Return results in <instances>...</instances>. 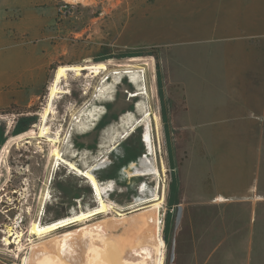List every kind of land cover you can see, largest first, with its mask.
I'll list each match as a JSON object with an SVG mask.
<instances>
[{"label": "rangeland", "instance_id": "1", "mask_svg": "<svg viewBox=\"0 0 264 264\" xmlns=\"http://www.w3.org/2000/svg\"><path fill=\"white\" fill-rule=\"evenodd\" d=\"M11 1H18L19 7L15 11L11 3L9 26L13 27L15 15L24 19L18 24L23 33L18 41L21 50L31 52L36 64H42L43 80L29 108L0 109V230H22L23 247H28L31 242L45 239L28 235L31 222L40 219L48 223L68 217L72 211L95 207L84 179L65 167H52L48 161L52 146L46 138L36 137L39 130L30 127L26 136L17 135L5 142L2 134L9 126V116L17 120L22 114L40 115L41 119L58 66L105 63L107 70L97 76L85 77V72L84 76L76 77L70 73L65 83L69 92L53 103L56 113L48 117L46 125L50 137L60 130L61 140L55 146L64 158L81 170L93 168L100 161L92 173L103 188L104 199L115 203L124 214L139 212L136 210L140 206L147 205H140L141 201L154 193L164 194L159 209L165 243L163 264H212L209 260L212 244L225 235L226 225L239 229L238 236L234 234L239 239H246L248 229L253 246L247 258L251 264H263L257 259L264 254V202L256 194L264 193V163L255 173L251 200L232 204L208 199L212 194L210 180L199 177L203 164L201 144L185 130L186 115H179L183 111V93L166 77L162 48L142 44L126 32L129 13L139 0H89L87 4H68L64 0ZM205 1H196L195 8L191 5L185 8L188 3L185 2L178 10H169L164 23L171 26L176 23L179 28L194 25L205 13L202 10ZM8 44L10 51L13 41ZM125 70L132 72L124 74ZM138 70H144V81L140 73L134 72ZM145 85L147 97L139 94ZM147 111L158 117V131L148 119L134 132L125 134ZM40 124L41 121L38 128ZM18 130L15 123L14 131ZM115 165L119 167L117 171ZM53 184L57 186L56 192L49 191ZM46 191L50 198L44 201ZM104 217L96 216L84 224ZM81 225L73 224L54 235ZM186 225L190 229L188 234ZM111 238L112 234L107 233L101 240L90 243L56 241L54 245L58 243L62 259L83 264L81 250ZM149 250L152 257L149 264H155L156 247L151 245ZM15 254L16 251L7 254L0 244V264H22L23 253L18 259Z\"/></svg>", "mask_w": 264, "mask_h": 264}, {"label": "crops", "instance_id": "2", "mask_svg": "<svg viewBox=\"0 0 264 264\" xmlns=\"http://www.w3.org/2000/svg\"><path fill=\"white\" fill-rule=\"evenodd\" d=\"M188 1L139 0L129 13L126 32L142 44L162 48L166 77L183 93L179 115H186L185 130L201 144L199 177L210 180L208 199L232 204L251 200L255 173L264 163V0H206L205 13L194 25L179 28L176 23H164L169 10H178ZM196 1L190 0L185 8H195ZM11 3L16 11L18 1L0 0V109L29 108L43 80L42 64H36L34 54L21 50L18 41L23 34L18 24L24 19L15 15L13 27L9 26ZM197 7L200 9V2ZM10 40L14 47L7 51ZM256 196L264 202L263 192ZM236 228L226 225L225 235L212 244V264H251L247 256L250 258L253 239L248 229L246 239L234 237L239 232ZM109 233L110 241L81 250V263L89 264L85 254L109 242L118 261L152 262V238L138 237L140 246L135 239L130 248L122 240L127 235L125 226ZM116 235L121 236L118 241ZM101 236L80 241L90 243ZM56 245L58 260L51 253L49 259L66 261ZM257 260L264 264V254Z\"/></svg>", "mask_w": 264, "mask_h": 264}, {"label": "bare ground", "instance_id": "3", "mask_svg": "<svg viewBox=\"0 0 264 264\" xmlns=\"http://www.w3.org/2000/svg\"><path fill=\"white\" fill-rule=\"evenodd\" d=\"M68 4L72 3H84L87 4L89 0H64ZM107 66L105 63H96V64H87V65H60L56 68L53 73V78L51 80L50 86L48 88V95H47V102L46 106L41 113V124L38 128L39 132L36 133V137L38 138H46V141L52 146L50 156L53 161V168L57 169L59 167H65L69 170L70 173H73L76 177H80L84 179L85 183L90 188L92 197L94 199L95 207L92 209H87L86 211H79V212H70V216L64 217L58 220H54L48 223H42L39 221H33L29 225L28 233L30 235H34L37 239L45 238L37 243H32L27 255L22 259V264H69L66 261L57 262L56 260L53 261L49 259L48 255L51 253L53 254L56 259L58 260L59 253L52 245L55 244L57 241L58 243L67 242H77L80 241L81 238L85 237H92V236H101L106 233L112 232L120 228L121 226H125L127 235L122 239L124 244L129 246L130 248H134L135 239L138 237L152 240L156 243V260L155 264H163L164 261V246L165 243L163 238L161 237V225L162 221L160 219V205L164 203V194L159 195V192L154 193L150 198L146 199L145 201H141L140 206L137 213H130L124 214L122 213L119 208H117L116 204L113 202H109L104 199L99 184L92 173L97 164L94 165L93 168H86L81 170L77 165L73 162L67 160L62 155L61 151L55 146V144L59 143L61 140V132L60 130H56L54 133V137H50V129L46 125V120L48 117L56 113L54 112L55 108L53 107V103L56 99L60 98L62 94H67L69 92L66 89L67 85L66 79L68 75L72 73L74 76H82L87 72L85 75H93L97 76L101 72L106 71ZM84 72V73H83ZM131 73L132 71L125 70L123 71L124 74ZM140 73L141 80L144 81V70L134 71ZM84 76V75H83ZM142 81V82H143ZM140 95L147 97V89L146 85L144 88L139 92ZM137 96V94L135 95ZM150 119L153 126H155L156 130L158 131L159 128V119L156 115H153L147 111L144 114V117L137 122L136 125H132L125 134L132 133L136 130L138 125L141 122H145L146 120ZM78 122V121H77ZM51 134V133H50ZM52 135V134H51ZM115 145V144H114ZM111 146L109 149H112ZM162 172L165 171V167L161 165ZM56 171V170H55ZM159 171V169H158ZM157 171V172H158ZM50 198L48 192H46L45 201ZM49 202V201H48ZM138 206V205H136ZM135 209V208H134ZM43 212V211H42ZM111 214V216H108ZM42 215V213H41ZM163 215V213H162ZM96 216H106L103 219L86 223V221L91 220ZM83 225L71 229L66 230L64 232H60L55 234L57 231L67 229L73 224H80ZM7 233L13 234L12 230L9 228ZM114 233V232H113ZM53 234L50 238L46 239V236ZM111 234V233H110ZM86 240V239H85ZM47 246H50L49 248ZM40 249V250H39ZM38 254H35L38 251ZM85 259L89 264H125L122 261L117 260V254L115 252L114 247L112 244L106 243L104 245L98 246L95 249L89 250L85 254Z\"/></svg>", "mask_w": 264, "mask_h": 264}, {"label": "flooded vegetation", "instance_id": "4", "mask_svg": "<svg viewBox=\"0 0 264 264\" xmlns=\"http://www.w3.org/2000/svg\"><path fill=\"white\" fill-rule=\"evenodd\" d=\"M10 117L11 116H9V118H8L9 126H8L7 130L5 132H3V134H2V137H3L2 140L4 142L5 141L12 140L17 135H21L22 137L23 136H26V134L30 132V127H33L36 130H38V124L41 121L40 115H21V117H19L17 120L14 117L10 119ZM15 123H18V125H19L18 132H15L14 131V125H15ZM24 143H28V141L25 140ZM48 161L51 163V165L53 167V161H52L51 156H49ZM15 172L16 173H19L18 171H15ZM22 175H24V172L20 174V176H22ZM20 179L22 180V177H20ZM21 182H23V181H21ZM49 184L52 185L51 182H49ZM56 188H57L56 184H53V188H51L49 191H52L53 190V191L56 192ZM13 192H16V191L13 190ZM45 196H46V194H44V197L42 196V198L45 199ZM14 207H15V209H17V206H14ZM120 237H121L120 235L119 236L116 235V237L114 238V240L117 239L116 241H118V239ZM99 240H101V239H99ZM137 242H138V247H139L140 246L141 239H138ZM154 246L156 247V243L155 242H154ZM156 255H157V253H156ZM156 255H155V258H156Z\"/></svg>", "mask_w": 264, "mask_h": 264}, {"label": "built area", "instance_id": "5", "mask_svg": "<svg viewBox=\"0 0 264 264\" xmlns=\"http://www.w3.org/2000/svg\"><path fill=\"white\" fill-rule=\"evenodd\" d=\"M8 229H1L0 233H2V237L0 238V244L2 246V249L7 253H14L16 251V254L14 255L16 259H18L19 254L23 253V258L27 255L30 247L32 246V242L28 247H23V231L21 230L20 232H12L13 234L7 233ZM29 236L33 237L34 235ZM35 237V236H34ZM28 241H30L28 239ZM22 258V259H23ZM21 259V260H22Z\"/></svg>", "mask_w": 264, "mask_h": 264}, {"label": "trees", "instance_id": "6", "mask_svg": "<svg viewBox=\"0 0 264 264\" xmlns=\"http://www.w3.org/2000/svg\"><path fill=\"white\" fill-rule=\"evenodd\" d=\"M119 169V167L117 168V165H115V167H114V171H117ZM84 170V169H83ZM120 172V171H119ZM119 172H118V176L120 177V175H119ZM119 177H118V180H119ZM97 180V179H96ZM98 182V181H97ZM99 184V183H98ZM99 187H100V190H101V193H102V191H103V188L100 186V184H99ZM186 228H187V230L185 231L187 234L189 233V231H190V229H189V225H186Z\"/></svg>", "mask_w": 264, "mask_h": 264}, {"label": "water", "instance_id": "7", "mask_svg": "<svg viewBox=\"0 0 264 264\" xmlns=\"http://www.w3.org/2000/svg\"><path fill=\"white\" fill-rule=\"evenodd\" d=\"M130 133H131V132H130ZM130 133H129V134H130ZM105 158H106V157H105ZM99 160H100V159H99ZM121 171H122V168H121V170H120V172H119V175L121 174ZM112 181H113V180H112Z\"/></svg>", "mask_w": 264, "mask_h": 264}]
</instances>
